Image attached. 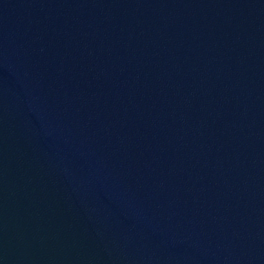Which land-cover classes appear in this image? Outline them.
Returning a JSON list of instances; mask_svg holds the SVG:
<instances>
[{"label": "water", "instance_id": "95a60500", "mask_svg": "<svg viewBox=\"0 0 264 264\" xmlns=\"http://www.w3.org/2000/svg\"><path fill=\"white\" fill-rule=\"evenodd\" d=\"M0 264H264V0H0Z\"/></svg>", "mask_w": 264, "mask_h": 264}]
</instances>
